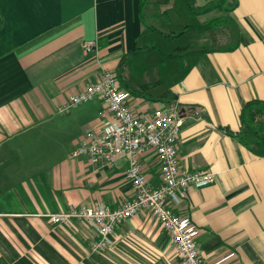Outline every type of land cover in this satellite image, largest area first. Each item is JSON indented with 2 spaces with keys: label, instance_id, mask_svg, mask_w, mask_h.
Listing matches in <instances>:
<instances>
[{
  "label": "crops",
  "instance_id": "1",
  "mask_svg": "<svg viewBox=\"0 0 264 264\" xmlns=\"http://www.w3.org/2000/svg\"><path fill=\"white\" fill-rule=\"evenodd\" d=\"M138 1L0 0V264H183L147 209L118 222L100 251H90L96 234L85 221L49 219L76 204L114 208L133 193L123 157L100 164L70 156L87 129L112 120L104 102L65 105L134 47ZM231 15L237 47L205 53L174 85L176 98L168 103L181 117L180 167L211 168L219 176L167 202L198 226L205 262L264 264V155L228 132L238 130L243 102L264 99V0H237ZM92 38L97 47L84 54L82 43ZM130 101L139 115L159 105ZM139 162L157 185L154 153L144 152Z\"/></svg>",
  "mask_w": 264,
  "mask_h": 264
},
{
  "label": "built area",
  "instance_id": "2",
  "mask_svg": "<svg viewBox=\"0 0 264 264\" xmlns=\"http://www.w3.org/2000/svg\"><path fill=\"white\" fill-rule=\"evenodd\" d=\"M95 38L84 40V54L95 51ZM99 97L112 120L100 128H90L70 151V156L85 155L92 163H110L119 157L125 160L124 174L131 182L133 193L117 207L110 208L102 202L76 204L67 211L49 214L52 222H68L73 218L88 223L96 237L89 243L90 251L108 247L115 225L123 219L147 209L159 220L169 234L172 244L183 264H218L205 262L198 252L195 236L198 226L188 215L175 213L168 199L178 202L180 192L188 186H201L214 182L219 172L211 168L187 170L178 164L176 139L181 117L174 106L159 104L148 115H139L130 94L119 86L111 69H104L100 78L87 83L68 97L65 107ZM151 150L160 166L161 181L152 185L147 181L139 162L140 156Z\"/></svg>",
  "mask_w": 264,
  "mask_h": 264
},
{
  "label": "trees",
  "instance_id": "3",
  "mask_svg": "<svg viewBox=\"0 0 264 264\" xmlns=\"http://www.w3.org/2000/svg\"><path fill=\"white\" fill-rule=\"evenodd\" d=\"M237 0H139L140 31L134 47L111 69L130 96L168 104L176 98L174 85L207 52L232 50L239 27L231 15ZM226 36V38H223ZM239 128L228 131L257 155H264V99L243 102Z\"/></svg>",
  "mask_w": 264,
  "mask_h": 264
}]
</instances>
